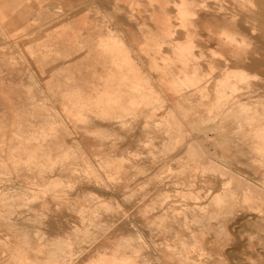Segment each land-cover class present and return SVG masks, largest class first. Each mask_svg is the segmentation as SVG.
Returning a JSON list of instances; mask_svg holds the SVG:
<instances>
[{"label": "rangeland", "instance_id": "rangeland-1", "mask_svg": "<svg viewBox=\"0 0 264 264\" xmlns=\"http://www.w3.org/2000/svg\"><path fill=\"white\" fill-rule=\"evenodd\" d=\"M182 6L191 8V14H183ZM0 7V194L23 193L22 186L33 187L29 194H40L27 203L16 198L10 221L0 215V264H33L15 251L18 238L11 229L26 230L35 248V231L52 242L85 225L98 238L82 236L73 246L71 264L85 263L103 246L116 247L121 236L136 228L144 231L147 243L141 252L150 254V264H174L161 252L166 238L150 232L158 213L151 206L176 209L179 222L178 211L182 206L185 211L189 202L200 209L202 219L207 209L220 206L214 213L218 220H210L218 225L224 204H212L205 179L210 174L230 176L222 186L230 189L239 179L233 169L249 177L253 169L254 177L259 176L257 182H246V191L253 195L244 200L247 208L232 196L238 210L236 216H226L224 224L233 238L218 239L217 231L199 229L196 244L188 245L192 249L185 243L179 246L194 264H264V230L259 231L262 239L256 237L255 225L241 219L248 213L264 221V149H253V143L249 149L251 140L262 143L255 132L264 124V0H0ZM108 32L120 36L124 48L121 39L106 37ZM117 50L130 58L122 67ZM79 54L85 55L87 79L86 100L81 102L78 92L73 96L68 90L73 78L70 59ZM242 103L258 105V115L248 114ZM226 135L231 139L225 141L232 142L218 138ZM57 137L64 148L79 143L74 158H54L63 149L55 141H49L52 156L42 148L47 139ZM238 143L240 148L248 146L247 155L236 150L233 157L221 158ZM204 146L216 148L219 158ZM106 155L111 164L105 162ZM226 159L230 167L217 165L216 160ZM96 178L101 181H92ZM40 184H57L59 190H42ZM182 188L195 190L199 197L180 194ZM91 204L99 211V221L83 224L78 209ZM170 224L179 229L176 222ZM234 241L241 242L238 249ZM29 256L42 260L44 253L30 250Z\"/></svg>", "mask_w": 264, "mask_h": 264}, {"label": "crops", "instance_id": "crops-1", "mask_svg": "<svg viewBox=\"0 0 264 264\" xmlns=\"http://www.w3.org/2000/svg\"><path fill=\"white\" fill-rule=\"evenodd\" d=\"M3 11H4L3 8L0 7V13H3ZM106 37H110V38H114L115 37V38L121 39V41L123 43V48H124V45H125L124 44V40L120 36H117L116 34H113L112 32H108L107 35H106ZM119 55H120L119 58H122V57L124 58V59L122 58L124 61L121 60L122 61L121 63L122 64L127 63V61L129 60V58H127L126 55H122L121 56L120 53H119ZM116 57L117 56H114V59L115 60L117 59ZM126 58H127V61H125ZM70 60L72 61L69 64H70V71H73V78H72V81L68 84L69 85L68 86V90L70 91V94H72L73 96H75L76 95V92H78V96L79 97L77 98V100L79 102L85 101L86 100V87H87L85 55L84 54L75 55ZM121 63H120V66H122ZM76 71H78V74L76 73ZM148 84L151 86V83L150 82H148ZM153 87H154V89L156 91L155 86H153ZM73 100H76V98H74ZM184 101H187V100L185 99ZM177 106H180L182 109H186V107H183V104L182 103H177L176 107ZM228 133L226 132V134H228ZM225 137H229V140L231 139L230 138V135L229 136L226 135V136H222V138L221 137H218V138L221 139L222 141H225V139H224ZM100 139L101 140H104L105 138H104V136H100ZM49 141H55L54 144L56 145L57 148H61V147L63 148L62 151H60L59 153H55L54 154V158H59L60 160L63 159L64 161H65V159L74 158L75 155H76L75 149L79 147V143H76L74 146H68V147L64 148L63 147V139L61 137H57L56 140H54L52 138H49V139H47V141L45 143V146H42V148L43 149L44 148L48 149V152L50 153V156H52L53 153L50 152V148L51 147L49 146V143H50ZM225 142L228 143V142H232V141H225ZM251 143H253V142L250 141V143H249V149L252 148L250 146ZM253 144H255V143H253ZM237 145L238 146H236V144H234L233 146H236V147L233 148V149L227 148L228 152H231L233 154L232 151H236V150L239 151L240 150L241 152L239 151V154L242 153L241 155H243V156L247 155L246 152L248 150V146H246L245 148H242V147L240 148L239 147V143ZM247 145H248V142H247ZM204 147L206 149L210 150V151H214V156H216V159L219 158V156L217 155V152L215 151L216 148H213V149L211 148L210 149V148H207L206 146H204ZM254 148L255 147H253V149ZM231 153L229 155H223V157H221V158H228L227 156L232 157V154ZM33 154H35V153H33ZM109 158H110L109 155H106V161H105L106 163H109V161H108ZM246 161H247V159L244 158L243 164L245 166H246ZM216 163H217V165H219V164L222 163L221 165H223L224 167L225 166L230 167V165H231V161H228L227 159L224 160V162L223 161L222 162H219V161L216 160ZM109 164H111V163H109ZM60 166H61V164H60ZM234 167H235V165H234ZM230 169L231 168H228V170H230ZM93 170H94V172H96V169H93ZM58 171L63 172L62 169H58ZM230 171H232V169ZM233 171H234V173H236V176H238V178H239V179H235L236 181H234V183L232 185V187H234V188L230 187V189H227V188H223L222 187V185H223L222 183L228 182L230 176H229V178H222V177H220L217 174H214V175L213 174H210V175L207 176V178L208 177L209 178L208 179L207 178L205 179L206 182H207V184H208V187H209L210 191H212L210 198H212L214 196V194H216L217 192L218 193H221V194H223L225 192L224 193L225 195H223L224 201H225L224 204H226V201L228 200V198H229V201L227 203H229V205L230 204H233L232 205L233 207L231 206V209H230V206L228 205L229 206V212H232V210H233L232 213L227 212V214H226V212H224V210H227V209H223V212L226 215H228V213H229V217L230 216L233 217L237 213V210H238V209H235V206H234V205H236V203H235L236 202L235 201L236 199H233V201L230 202V200H232V195H233V197L235 195V198L236 197L237 198L240 197L238 203L239 202L242 203L244 201L243 200V198H244L243 196H244V194L246 192V189H245L246 182L247 181L252 182V183L253 182H257L258 181V178H259V176L254 177L255 172H254L253 169H250L248 171V174L250 175V177L248 175H243V172L240 169H238L237 172H236V169H233ZM42 172H47V171L42 170ZM96 180L101 181L100 178H96L95 180H92V181H96ZM179 181L180 182L181 181L184 182L186 180H178L177 182H179ZM216 183H218V188H216ZM95 186H97V185H95ZM39 187H41V184H40ZM39 187H38V189H39ZM30 188H33V187H25V186H22V187H19V190L24 191L23 193H14V194H7V195L6 194H0V205L2 204V206L4 207V209H1L0 208V215H3L4 216V219L10 221V219H11L10 215L14 212V210L12 209V207L15 204V199L16 198H19V199H16V200H20L19 203H22V202L23 203H27L29 201V199H28L29 197H32L33 196L34 198H37V197L40 196V194H29V193H27L26 191L29 190ZM41 188H43V190H49V189H51L53 191L54 190H59L58 189L59 186H57V184L50 185V187H41ZM230 192H231L232 195L230 194ZM182 193L184 195H188V196L191 195L192 196L193 194L196 195L197 192L195 190H192V189H183L182 188L180 190V194H182ZM225 196H226V198H225ZM93 203L95 204V202H93ZM94 204L85 205V206H83V208L78 209V212L80 214V217L79 218H80V221L83 224H91V223H96V222L99 221V216H98V212L99 211L96 209V206L94 207ZM187 205L189 206V208L185 207L186 210L187 209H188V211H189V209L191 211L194 210L192 208L195 205H193L192 202L187 203ZM243 205L246 207L245 204H243ZM151 209L152 210L153 209L158 210L157 211L158 213H157V216H156L155 220H153V222L155 221L157 223V226L154 227L153 229L150 228V232L152 230L151 234H153L154 232H157V233L162 234L166 238V241L164 243V247H163V249H161V252L163 253V251H164L163 254H166V260L169 261V260H172L173 259L172 261H174V264H194L192 262V261H194V258L191 257V255L185 254L182 250H179V244L180 243L182 244V243H185L186 242L187 245L191 244L193 246V243L196 244L197 231L199 229H201V226H202V229H204V230L206 229V231H209V230L211 231V229L213 231V229L216 226L218 227V225H215V226L213 224L211 225V221H209V219L208 220L207 219L206 220H204V219L201 220L200 217L198 216L199 213H198L197 210H194L192 212L189 211V212H186L185 213L184 211H182V210H184V207L180 208L179 211H178V213H180V210H181L182 211L181 213L183 215H185V217H187V218L183 219L184 216L181 214L182 215L181 218L184 220V221L181 220V222H182L181 223V222L177 221V216H178L177 213H176V215L174 213L176 211V209H172L170 206L167 207V206H165V204H162V205H159V206H153L152 205L151 208H150V210ZM172 210H174V211H172ZM208 211L210 212V210H208ZM209 212H208V217H209V215L212 217L214 215V213H215V211H213L214 213L212 212L213 215H211L212 213L211 212L209 213ZM196 213H198V214L196 215ZM224 213H223V216L222 217H223V219L225 221L226 220L225 219L226 216L224 215ZM230 214H233V215H230ZM247 214L248 213H245V215H243L242 217L245 218L249 223L255 225L256 229L258 228V232H256V235H257L256 237L260 236V238L262 239V237H261L262 235L261 234L259 235V233H260L259 231H261V230L259 229V226L258 225L256 226V224L258 222L255 219L249 218L250 216L248 217ZM162 215H164V216H162ZM171 215L173 217H171ZM188 215H191V216H188ZM195 215H196V217H195ZM167 216H168V219L169 220L167 219ZM160 217L161 218L163 217V218L161 219ZM164 217H166V218H164ZM197 217H199V219ZM32 219L35 220V221H38L39 220V217L35 216ZM159 219H161L164 223L161 221L160 222L161 225H158V224H160L158 222V221H160ZM186 219H188L189 221L186 220ZM237 219L238 218H233V220L235 222H238L239 219L238 220ZM195 220H196V222H195ZM171 221L172 222L175 221L177 223V225L179 227L178 230H176V228H174V226L170 224ZM197 221L198 222L200 221L199 223L201 224V226L200 225L198 226ZM203 221H204V223L206 221H209L210 224H209V222H206L207 223V224L205 223L206 226L203 227V225H204ZM224 221L220 223L221 225L219 224L222 227H218L223 232L222 235L225 234L222 237V240H225V239H227V240L230 239L231 240L233 237L231 235L229 236V235L226 234L227 233V230H226L227 227L224 224ZM190 222H193V224L195 222V224L193 225ZM9 225H11V224H9ZM207 225H208V227L210 226V228H208ZM212 226H214V228ZM83 227L84 228H82V227H76L65 238L58 239V240H54L52 242L45 241L43 239L42 235L39 234V232L35 231L34 232L35 233L34 235L38 238L37 239L38 240L37 241V246L35 248H32L30 246L29 240H28L29 239V233L26 230H17L16 228L15 229H11V232L13 233V235H15L18 238V241L13 244V247H15V251H17V252L20 253V256L29 259L33 264H71V263H69V259L71 260V256L73 255V248H74L73 246H74V244H78V240L82 236H84V237H93L95 239L98 238V236L96 235V231L95 230H90V227H88V225H85ZM223 227H225L226 229L223 230ZM122 228L123 227H120V228H118V230H121ZM218 228L217 229H214V233H215L216 230L220 231V229H218ZM81 229H83V230H81ZM106 230H107V228H104V230L102 231V233H105ZM181 230H185L186 234H181ZM225 230H226V233L224 232ZM102 233H99V235L102 234ZM143 234H144V231L139 230V229L136 228V229H134L133 232H130L127 237L121 236L120 237L121 239L118 242V245L116 247L109 248L108 246H103L102 248L97 249L96 252H95V254L92 255L91 257H89L85 261V263H83V264H137V263L138 264H150L149 260L152 259L151 256H150V254H148V253H142L141 252V247H143V245H145L147 243V241H146V239H145V237H144ZM138 235L140 237H142L141 240H143V241H141V242L139 241L140 238L137 237ZM215 236H216V233H215ZM218 236H220V234ZM224 237H225V239H224ZM178 239H179V241H177ZM125 241L127 242L128 245L126 243H123ZM252 243H253L252 241H249L248 245L251 246ZM1 244L3 246H7L8 245V241H2ZM140 244H142V245H140ZM173 244L176 245V248H177L176 251L174 250L175 249V246ZM233 244H234V247H233L234 249H238L239 248V245L240 244H239L238 241H236V242L234 241ZM121 245H123L122 247L124 249L121 247ZM126 246H129V248L126 247ZM167 246H168V249H167ZM170 246H172V247H170ZM116 248L121 249L120 251H123V250L124 251L121 252V254H120V251L118 249H116ZM132 248L136 249L137 251H135ZM170 248H171V250L173 252L171 250H169ZM30 250H34L37 253H44V258L42 260H39V258H37V257H34V258L30 257L29 256V251ZM107 250H109V251H107ZM180 251H182V252H180ZM118 252H119L120 255L118 254ZM180 253L181 254L183 253V255H181ZM130 254H131V257H130ZM134 255H137V256H134ZM128 257H130V258H128ZM157 258H156L157 260H162L163 259L161 256L160 257L158 256ZM138 260H139V262H138ZM144 261H145V263H144ZM166 264H169V263H166Z\"/></svg>", "mask_w": 264, "mask_h": 264}, {"label": "bare ground", "instance_id": "bare-ground-1", "mask_svg": "<svg viewBox=\"0 0 264 264\" xmlns=\"http://www.w3.org/2000/svg\"><path fill=\"white\" fill-rule=\"evenodd\" d=\"M181 9H182V13H183V14H189V13L191 14V8H186V7H183V6H182ZM194 10H195V9H194ZM194 16H195V15H194ZM214 18H215V17H214ZM217 19H218V18H217ZM214 20H215V19H214ZM231 22H232V21H231ZM217 23H218V22H217ZM222 24H223V26L225 25L224 22H223ZM220 25H221V24H220ZM221 26H222V25H221ZM233 27H235V24H234ZM221 28H223V27H221ZM235 28H236V27H235ZM224 31H225V30H224ZM159 32H160V31H159ZM188 32H189V31H188ZM188 32H187V33H188ZM225 33H226V32H225ZM229 33H230V32H229ZM189 34H190V33H189ZM215 34H216V33H215ZM166 35H167V34H166ZM233 35H234V34H233ZM189 36H190V35H189ZM214 36H215V35H214ZM226 36H227V35H226ZM215 38H216V37H215ZM229 38H230V39H228L229 42H232L233 45L236 44V43H235L236 41H235L234 38H231L230 36H229ZM116 41H117V40H116ZM216 41H217V40H216ZM191 42H192V41H191ZM202 42H203V41H202ZM208 42H209V41H208ZM249 42H250V41H249ZM215 43H216V42H215ZM217 43H218V42H217ZM226 43H227V42H226ZM232 43H231V44H232ZM219 44H220V42H219ZM222 44H223V43H222ZM115 45H116V43H115ZM193 45H194V44H193ZM118 46H119V45H116V47H118ZM225 46H226V45H225ZM236 46H237V45H236ZM236 46H235V47H236ZM114 47H115V46H114ZM116 47H115V48H116ZM219 47H220V46H219ZM233 47H234V46H233ZM176 48H177V47H176ZM237 48H239V47L237 46ZM121 49H122V48H121ZM217 49H218V48H217ZM241 49H242V48H241ZM117 51H119V53H121L120 51H123V50H117ZM177 51H178V50H177ZM245 51H246V50H245ZM220 52H221V51H220ZM240 52H241V51H240ZM126 53H127V52H126ZM126 53H125V54H126ZM177 53H178V52H177ZM185 53H187V55H188V52H185ZM123 54H124V53H123ZM217 54H218V53H217ZM217 54H216V55H217ZM179 55H180V54H179ZM255 55H256V54H255ZM116 56H118V55H116ZM121 56H122V55H121ZM126 57L128 58V55H126ZM129 57H130V56H129ZM182 57H184V56H182ZM189 57H190V56H189ZM116 58H117V57H116ZM118 58H119V57H118ZM122 58H123V57H122ZM122 58H121V60L124 61V60H123L124 58H123V59H122ZM127 58H126L125 61H127ZM236 58H237V57H236ZM113 59H114V57H113ZM129 59H130V58H129ZM186 59H188V57H187ZM237 59H240V58H237ZM189 60H191V59H189ZM116 61H117V60H116ZM118 61H119V60H118ZM118 61H117V62H118ZM122 61H121V62H122ZM121 62L119 61V63H121ZM240 63H241V62H240ZM121 64H122V63H121ZM131 64H132V63H131ZM193 64H194V63H193ZM118 65H120V64H118ZM125 65H126V64H125ZM125 65H124V66H125ZM189 65H190V63H189ZM189 65H188V66H189ZM122 66H123V64H122ZM122 66H120V67H122ZM135 66H136V65H135ZM126 67H127V66H126ZM193 67H194V65H193ZM196 67H197V69H199L198 66H196ZM196 67H195V70H196ZM134 68H135V67H134ZM128 69H129V68H128ZM183 69H184V68H183ZM225 69H226V68H225ZM189 70H190V69H189ZM127 71H128V70H127ZM133 71H134V70H133ZM135 71L137 72V70H135ZM187 71H188V70H187ZM187 71H186V72H187ZM192 71H193V70H192ZM224 71H225V70H224ZM198 72H199V71H198ZM235 72H236V70L234 71V73H235ZM237 72H238V71H237ZM242 72H243V69H242ZM194 73H195V72H194ZM238 73H240V72H238ZM244 73H245V72H244ZM138 74H142V73L138 72ZM188 74H189V73H188ZM230 74L233 75V72L230 73ZM128 75H129V74H128ZM180 75H181V73H180ZM184 75H185V74H184ZM184 75H183V76H184ZM198 75H199V73H198ZM239 75L241 76V74H239ZM242 75H243V74H242ZM181 76H182V75H181ZM233 76H234V75H233ZM251 76H252V75H251ZM231 77H232V76H231ZM241 77H242V76H241ZM185 78H186V77H185ZM185 78H184V79H185ZM234 78H235V76H234ZM234 78H233V79H234ZM251 78H252V77H251ZM253 78H254V77H253ZM124 79H125V78H124ZM176 79H178V77H176ZM187 79H188V78H187ZM128 80H129V78H128ZM137 80H138V78H137ZM143 80H144V79H143ZM167 80H168V79H167ZM172 80H173V79H172ZM180 80H181V79H179V81H180ZM132 81H133V79H132ZM168 81H169V80H168ZM181 81H182V80H181ZM183 81H184V80H183ZM189 81H190V80H189ZM196 81L198 82L199 79H198V80L196 79ZM196 81H194V82H196ZM201 81H202V80H201ZM228 81H229V79H228ZM235 81H236V80H235ZM238 81H239V80H238ZM244 81H247V80L245 79ZM140 82H141V80H140ZM171 82H172V81H171ZM184 82H185V81H184ZM190 82H191V81H190ZM194 82H193V83H194ZM132 83H133V82H132ZM132 83H131V84H132ZM168 83H169V82H168ZM187 83H188V80H187ZM193 83H192V84H193ZM244 83H245V82H244ZM135 84H136V86H137V85H138V82L135 83ZM141 84H142V83H141ZM173 84H174V83H173ZM182 84H183V83H182ZM182 84H181V86H183ZM118 85H119V83H118ZM171 85H172V83H171ZM184 85H185V84H184ZM221 85H222V83L220 84V86H221ZM136 86H135V87H136ZM174 86H175V85H174ZM174 86H173V87H174ZM189 86H190V84H189ZM216 86H218V85H216ZM220 86H219V87H220ZM223 86H224V85H223ZM229 86H230V85H229ZM234 86L236 87L237 85L235 84ZM137 87H138V86H137ZM137 87H136V88H137ZM177 87H178V85H177ZM183 87H184V86H183ZM183 87H181V88H183ZM219 87H218V88H219ZM225 87H226V86H224L223 88H225ZM144 88H145V87H144ZM215 88H216V87H215ZM221 88H222V86H221ZM230 88H231V87H230ZM237 88H238V87H237ZM239 88H240V87H239ZM248 88H249V87H248ZM142 89H143V88H142ZM174 89H175V87H174ZM176 89H178V88H176ZM176 89H175V90H176ZM183 89H184V88H183ZM219 89H220V88H219ZM231 89H232V88H231ZM249 89H250V88H249ZM249 89H247V90H249ZM145 90H146V89H145ZM147 90H148V89H147ZM147 90H146V92H147ZM202 90H203V89H202ZM213 90H214V89H213ZM135 91H136V90H135ZM143 91H144V90H143ZM182 91H183V90H182ZM196 91H197V90H196ZM198 91H199V90H198ZM200 91H201V90H200ZM203 91H205V90H203ZM203 91H202V94H203ZM223 91H224V90H223ZM227 91H228V90H227ZM233 91H234V90H233ZM233 91H232V92H233ZM237 91H238V90H236V92H237ZM217 92H218V91H217ZM229 92H230V91H229ZM256 92H257V91H256ZM110 93H111V92H110ZM117 93H118V92H117ZM154 93H155V91H154ZM174 93H176V92H174ZM233 93H234V92H233ZM249 93H250V92H249ZM251 93H252V92H251ZM253 93H255V92H253ZM107 94H108V93H107ZM151 94H152V93H151ZM256 94H257V93H256ZM117 95H118V94H117ZM248 95H249V94H247V96H248ZM251 95H252V94H251ZM263 96H264V95H263ZM110 97H111V96H110ZM141 97H142V96H141ZM145 97H146V96H145ZM145 97H144V98H145ZM254 97H255V95H254ZM260 97H261V96H260ZM220 98H221V96H220ZM224 98H225V97H223V99H224ZM203 99H204V98H203ZM250 99H251V98H250ZM252 99H254V98H252ZM252 99H251V100H252ZM227 100H228V99H227ZM254 100H255V99H254ZM256 100H257V98H256ZM263 100H264V99H263ZM236 101H238V100L236 99ZM260 101H261V99H259V104H260ZM111 102H112V101H111ZM113 102H114V100H113ZM118 102H119V101H118ZM206 102H207V101H206ZM220 102H221V101H220ZM242 102H245V101H242ZM247 102H248V101H247ZM247 102H246V103H247ZM109 103H110V101H109ZM201 103H202V102H201ZM233 103H234V102H233ZM249 103H250V101H249ZM251 103H252V102H251ZM257 103H258V102H257ZM106 104H107V102H106ZM135 104H136V103H135ZM139 104H141V103H139ZM221 104H222V103H221ZM237 104H240L239 101H238V103H236V106H237ZM242 104H243V103H242ZM202 105H203V104H202ZM243 105H244L245 107H247V109H246L245 107H244V108L248 111V114H250L251 116H254V117H256V115H258V114H257V112H258L257 106H258V105H256V104H253V105L243 104ZM243 105H242V106H243ZM106 106H107V105H106ZM233 106H234V104H233ZM236 106H234V108H235ZM239 106H240V105H239ZM260 106H261V105H260ZM260 106H259V107H260ZM259 107H258V108H259ZM237 108H238V107H237ZM260 108H261V107H260ZM263 108H264V107H262V109H263ZM117 109H118V108H117ZM119 109H120V107H119ZM229 109H230V108H229ZM240 109H241V108H240ZM262 109H260V111H262ZM120 110H121V109H120ZM231 110H232V112L234 111V110L232 109V106H231L230 112H231ZM241 111H242V110H241ZM243 111H244V109H243ZM243 111H242V112H243ZM263 111H264V109H263ZM263 111H262V112H263ZM245 112H246V111H245ZM262 112H261V113H262ZM228 113H229V111H228ZM243 113H244V112H243ZM231 114H232V113H231ZM259 114H260V113H259ZM263 115H264V114H262V116H263ZM232 116H233V114H232ZM247 116H248V115H247ZM262 116L259 115V118L262 117ZM257 117H258V116H257ZM248 118H249V117H248ZM259 118H258V119H259ZM125 119H126V118H125ZM135 119H136V118H135ZM237 119H238V118H237ZM237 119H236V120H237ZM254 119H255V118H254ZM258 119H257V120H258ZM238 121H239V123H241L240 120H238ZM245 121H246V120H245ZM262 121H263V118H262ZM125 122H126V121H125ZM250 122H251V121H250ZM121 123H122V122H121ZM244 123H245V122H244ZM253 123H254V120H253V122H252V125H253ZM255 123H256V121H255ZM123 124H124V123H123ZM123 124H122V125H123ZM234 124H236V123H234ZM241 125H242V124H241ZM241 125H240V127H241ZM247 125H248V124H247ZM256 125H258V124H256ZM260 125H261V124H260ZM254 126H255V124H254ZM262 126H263V127H262L261 129H259V130H257V129H252V131H253V130H257V131L255 132V135H256V137H257L256 139H257V140L260 139V141L262 142V143H260V142H258V141H252V140H251L253 143H255V144H253V147H254V145H255V149H257L256 147H259L260 145H261V146L263 147V149H264V143H263V142H264V140H263V139H264V124H262ZM105 127H106V126H105ZM238 127H239V125H238ZM249 127H250V126H249ZM252 127H253V126H252ZM252 127H250V130H251ZM257 127H258V126H257ZM257 127H256V128H257ZM242 128H243V126H242ZM260 130H262V132H261ZM253 132H254V131H253ZM260 132H261V133H260ZM236 133H237V132H236ZM227 138H228V137H227ZM256 139H255V140H256ZM261 139H262V140H261ZM180 140H181V139H180ZM227 140H228V139H227ZM182 141H183V140H182ZM248 142H249V141H248ZM259 148H260V147H259ZM261 150H262V148H261ZM239 151H240V150H239ZM239 151H237V152H239ZM263 151H264V150H263ZM240 152H241V151H240ZM255 153H257V151H256V152L254 151V154H255ZM231 154H232V153H231ZM241 154H242V153H241ZM244 154H245V153H244ZM257 154H258V153H257ZM257 154H255V155H257ZM263 155H264V153H263ZM233 156H234V155H233ZM233 156H232V157H233ZM248 156H249V155H248ZM253 157H254V155H253ZM253 157H252V158H253ZM262 157H263V156H262ZM254 161H255V160H254ZM262 161H263V160H262ZM258 162H259V161H258ZM263 162H264V161H263ZM255 163H256V161H255ZM260 164H261V163H260ZM260 164H259V165H260ZM261 166H264V165L262 164V165H260V167H261ZM186 168H187V166H186ZM258 169H259V166H258ZM262 169H263V168H262ZM262 173H263V172H262ZM262 173H261V175H263ZM171 174H172V173H171ZM263 176H264V175H263ZM263 178H264V177H263ZM189 184H190V183H189ZM222 184H223V183H222ZM224 184H225V183H224ZM191 185H192V184H191ZM229 185H230V184H229ZM222 186H224V185H222ZM246 186H247V185H246ZM189 187H191V186H189ZM224 187H225V186H224ZM231 187H232V186H231ZM221 188H222V187H221ZM232 188H234V187H232ZM41 189L43 190V188H41ZM245 189H246V187H245ZM251 189H252V188H251ZM236 191H237V190H236ZM184 192H185V191H184ZM224 193H225V192H224ZM224 193L221 194V193H218V192H217L216 194H214V196L210 199V200H213V201H211L212 204L214 203V204L216 205V207H217L218 204H219V205L224 204V203H225V201H224V197H223V195H225ZM176 194H177V193H176ZM182 194H183V193H182ZM230 194H231V192H230ZM230 194H229V195H230ZM229 195H228V196H229ZM231 195H232V194H231ZM183 196H184V195H183ZM187 196H188V195H187ZM204 196H205V195H204ZM228 196H227V197H228ZM232 196H233V195H232ZM242 196H243V195H242ZM242 196H241V197H242ZM249 196L252 197L253 195H252V194H249V191L247 190V191L245 192L244 196H243V197H244L243 200H248ZM184 197H185V196H184ZM189 197H193V198H194V197H197V198H198L199 196H198V193H197L196 195H195V194H193L192 196L189 195ZM229 197H230V196H229ZM234 197H235V195H234ZM164 198H165V197H164ZM225 198H226V196H225ZM239 198H240V197H238V199H239ZM262 198H263V199L260 201V203H263V202H264V197H262ZM189 199H191V198H189ZM258 199H259V198H258ZM160 200H161V199H160ZM201 200H202V199H201ZM203 200H204V199H203ZM163 201H164V200H163ZM163 201H161L160 203H162ZM187 201H188V200H187ZM189 201H190V200H189ZM228 201H229V198H228V200L226 201V204H224L223 207L221 208V209H227V210H224V212H226V214H227V212H229V206H230V209H231V206L233 205V204H230V205H229V203H227ZM231 201H233V198H232V200H230V202H231ZM209 202H210V201H209ZM209 202H208V204H209ZM243 202H244V201H243ZM243 202H242V203H243ZM245 202H246V201H245ZM245 202H244L243 204H245ZM247 202H248V201H247ZM155 203H156V202H154V204H155ZM239 203H240L241 205H243L241 202H239ZM234 204H235V203H234ZM240 204H239V205H240ZM257 204H258V203H257ZM156 205H157V204H156ZM159 205H160V204H159ZM183 205H186V204H183ZM205 205H206V204H205ZM215 205H213V206H215ZM228 205H229V206H228ZM236 205H237V204H236ZM236 205H234V206H236ZM245 205H246V204H245ZM250 205H251V204H250ZM258 205H259V204H258ZM260 205H261V204H260ZM260 205H259V206H260ZM263 205H264V204H262V206H263ZM179 206H180V205H179ZM208 206L210 207V205H208ZM208 206H207V208H208ZM259 206H258V207H259ZM182 207H183V206H182ZM182 207H181V208H182ZM185 207L189 208L188 205L185 206ZM201 207H202V206H201ZM232 207H233V206H232ZM195 208H196V207L194 206L192 209H194V210H197V209H198V208H196V209H195ZM199 208H200V207H199ZM205 208H206V207H205ZM211 208H212V207H210L209 209H207V212H209L208 210H210V212H211V211L213 210L214 207H213L212 209H211ZM219 208H220V206H219ZM219 208H216V209L219 210ZM238 208H239V206H238ZM246 208H247V206H246ZM253 208H254V207H253ZM255 208H256V207H255ZM255 208H254V210H255ZM201 209H202V208H201ZM216 209L213 210V211L217 212ZM235 209H236V208H235ZM263 209H264V208H263ZM263 209H259V211H260V210H263ZM151 210H152V209H151ZM185 210H186V209H185ZM194 210H192V211H194ZM198 210L200 211V209H198ZM198 210H197V211H198ZM240 210H241V209H240ZM251 210H252V209H251ZM189 211H191V210L189 209ZM189 211H188V209H187V210L184 211V212L186 213V212H189ZM192 211H191V212H192ZM213 211H212V212H213ZM259 211H258V213H259ZM181 212H182V211L180 210V213H181ZM184 212H183V213H184ZM202 212H203V209H202ZM205 212H206V211H205ZM207 212H206V213H207ZM210 212H209V213H210ZM212 212H211V213H212ZM222 212H223V210H222ZM224 212H223V213H224ZM232 212H233V210H232ZM232 212H229V213H232ZM253 212H254V211H253ZM203 213H204V212H203ZM213 213H214V212H213ZM213 213H212L211 215H213ZM219 213H220V212H219ZM223 213H222V214H223ZM229 213H228V215H226V214L224 213V215H225V216H229ZM255 213H256V212H255ZM263 213H264V211H263ZM188 214H189V213H188ZM191 214H192V213H191ZM193 214H194V213H193ZM197 214H198V213H196V215H197ZM200 214H201V213H200ZM200 214H199V215H200ZM217 214H218V213H217ZM217 214H216V215H217ZM220 214H221V213H220ZM240 214H241V213H240ZM250 214H251V213H250ZM250 214H249V215H250ZM256 214H257V213H256ZM182 215H183V214H182ZM196 215H195V217H196ZM199 215H198V216H199ZM204 215H205V216H204L205 218H203L204 220H206V219L208 220V219H209V221H210V219L213 218V217H211L210 215H209V217H208V213H207V214H204ZM230 215H233V214H230ZM243 215H244V214H243ZM259 215H260V214H259ZM263 215H264V214H263ZM162 216H164V215H162ZM165 216H166V215H165ZM183 216H184V215H183ZM188 216H191V215H188ZM192 216H193V215H192ZM213 216H214V215H213ZM222 216H223V215H222ZM235 216H236V215H235ZM247 216H248V215H247ZM253 216H254V215H253ZM171 217H173V216L171 215ZM199 217H200V216H199ZM199 217H197V218L199 219ZM218 217H219V214H218L217 216H214V218H217V220H218ZM220 217H221V216H220ZM251 217H252V216H251ZM251 217H250V218H251ZM257 217H258V216H257ZM257 217H256V219H257ZM160 218H161V217H160ZM162 218H163V217H162ZM162 218H161V219H162ZM164 218H166V217H164ZM185 218H187V217L184 216L183 219H185ZM188 218H189V217H188ZM200 218H201V217H200ZM247 218H248V217H247ZM258 218H259V217H258ZM161 219H159V220H160V221H158L159 223L162 221ZM167 219H168V216H167ZM183 219H181V220L184 221ZM203 219L201 218V220H203ZM222 219H223V218H222ZM241 219H243V217H242ZM259 219H261V218H259ZM259 219H258V221H259ZM164 220H165V219H164ZM168 220H169V219H168ZM186 220H188V219H186ZM186 220H185V221H186ZM201 220H200V221H201ZM237 220H238V219H237ZM262 220H264V218H262L261 221H262ZM165 221H166V220H165ZM172 221H173V220H172ZM188 221H189V220H188ZM192 221H193V220H192ZM200 221H199V222H200ZM209 221H206V222H209ZM223 221H224V219H223V220H220V222H223ZM162 222H163V221H162ZM174 222H175V221H174ZM195 222H196V220H195ZM195 222H194V224H195ZM199 222L197 221L198 226H199V225L201 226V224H200ZM201 222H202V221H201ZM206 222H205V223H206ZM163 223H164V222H163ZM163 223H162V224H163ZM168 223H169V222H168ZM181 223H182V222H181ZM186 223H187V222H186ZM190 223H191V222H190ZM190 223H189V224H190ZM203 223H204V221H203ZM205 223H204L203 227L206 226ZM235 223H236V222H235ZM254 223H255V222H254ZM192 224H193V222H192ZM194 224H193V225H194ZM206 224H207V223H206ZM209 224H210V222H209ZM215 224H216V223H215ZM219 224H220V223H219ZM219 224H218V227H222V226H220L221 224H220V225H219ZM158 225H161V223L158 224ZM211 225H212V224H211ZM237 225H238V224H237ZM257 225L259 226V229H260L261 231L264 230V221H263V222H260V221H259V222L256 224V226H257ZM164 226H165V225H164ZM214 226H215V225H214ZM214 226H212V227L214 228ZM196 227H197V226H196ZM207 227H208V225H207ZM207 227H206V228H207ZM212 227H211V228H212ZM218 227L216 226L214 229H217ZM232 227H233V226H232ZM158 228H159V227H158ZM208 228H210V226H209ZM152 229H153V228H152ZM160 229H161V228H160ZM201 229H202V226H201ZM214 229H213V231H214ZM218 229H220V228H218ZM224 229H226V228L223 227V230H224ZM202 230H203V232L205 233L206 229H205V231H204V229H202ZM202 230H200V231H201V233L203 234ZM226 230H228V229H226ZM226 230L224 231L225 233H226ZM257 230H258V228H257ZM211 231H212V229H211ZM216 231H217L216 233L219 232V234H220V236H221V237H218V239H219V238L222 239V237H223L225 234L222 235L223 232L221 231V229H220V231H218V230H216ZM230 231H231V230H230ZM151 232H152V230H151ZM198 232H199V231H198ZM207 232H210V230L207 231ZM261 233H262V232H261ZM261 233H259V235H260ZM202 234H201V235H202ZM219 234H218V235H219ZM226 234L229 235L228 231H227ZM257 234H258V233H257ZM198 235H199V234H198ZM216 235H217V234H216ZM218 235H217V236H218ZM214 236H215V235H214ZM137 237L140 238V240H139L140 242L143 241V240H141L142 237H140L139 235H138ZM183 237H184V236H183ZM225 237H226V236H225ZM225 237H224V239H225ZM228 237H229V236H228ZM181 238H182V237H181ZM200 238H201V236H200ZM226 238H227V237H226ZM167 239H168V238H167ZM198 239H199V238H198ZM201 239H203V238H201ZM201 239H200V241H201ZM235 239H236V238H235ZM137 240H138V239H137ZM173 240H174V239H173ZM173 240H172V241H173ZM180 240H181V239H180ZM225 240H227V239H225ZM139 241H138V242H139ZM175 241H176V240H175ZM175 241H174V242H175ZM177 241H179V239H178ZM181 242H182V241H181ZM198 242H199V241H198ZM235 242H236V241H235ZM121 243H122V242H121ZM123 243H126V244H127L126 241L123 242ZM128 243H129V242H128ZM131 243H132V242H131ZM142 243H143V242H142ZM167 243H168V242H167ZM190 243H191V242H190ZM240 243H241V242H240ZM240 243H239V244H240ZM138 244H139V243H138ZM176 244H177V243H176ZM185 244H186V242H185ZM193 244H194V243H193ZM127 245H128V244H127ZM140 245H142V244H140ZM173 245H174V244H173ZM182 245H183V244H181L180 246H182ZM186 245H187V244H186ZM186 245H184V246L187 248L188 245H187V246H186ZM189 245H191V244H189ZM202 245H203V244H202ZM218 245H219V244H218ZM122 246H123V245H121V247H122ZM174 246H175V249H174V248H173V249L176 251V249H177V248H176V245H174ZM180 246H179V250H182ZM191 246H192V245H191ZM249 246H250V245H249ZM124 247H125V246H124ZM126 247L129 248V246H126ZM170 247H172V246H170ZM185 247H184V248H185ZM188 247H189V246H188ZM222 247H223V246H222ZM122 248H123V247H122ZM182 248H183V247H182ZM189 248H190V247H189ZM215 248H216V247H215ZM252 248H253V247H252ZM116 249H118V248H116ZM123 249H124V248H123ZM132 249H134V248H132ZM167 249H168V246H167ZM167 249H166V250H167ZM190 249H192V248H190ZM190 249H188L189 252H190ZM118 250L120 251L121 249H118ZM126 250H127V249H126ZM134 250L137 251L136 249H134ZM134 250H133V251H134ZM169 250H171V248H170ZM185 250H186V249H185ZM199 250H201V249L199 248ZM232 250H233V249H232ZM254 250H255V249H254ZM123 251H124V250H123ZM123 251H120V254H121V252H123ZM171 251H172V250H171ZM182 251H183V250H182ZM182 251H180V252H182ZM191 251H192V250H191ZM128 252H129V251H128ZM138 252H139V251H138ZM172 252H173V251H172ZM187 252H188V251L186 250L185 253H187ZM126 253H127V252H126ZM163 253H164V251H163ZM113 254H114V253H113ZM118 254H119V252H118ZM120 254H119V255H120ZM180 254H181V253H180ZM242 254H243V253H242ZM124 255H125V254H124ZM137 255H138V254H137ZM137 255H134V256H137ZM181 255H183V253H182ZM189 255H190V254H189ZM114 256H115V255H114ZM128 256H129V255H128ZM177 256H178V255H177ZM177 256H176V257H177ZM186 256H187V255H186ZM258 256H259V255H258ZM98 257H99V256H98ZM116 257H117V256H116ZM130 257H131V254H130ZM130 257H128V258H130ZM169 257H170V256H169ZM172 257H173V256H172ZM140 258H141V257H140ZM142 258H143V257H142ZM149 259H150V258H149ZM171 259H172V258H171ZM172 260H173V259H172ZM179 260H180V259H179ZM195 260H196V259H195ZM136 261H137V260H136ZM140 261H141V260H140ZM134 262H135V261H134ZM138 262H139V260H138ZM141 262H142V261H141ZM146 262H147V261H146ZM149 262H150V260H149ZM149 262H148V263H149ZM179 262H180V261H179ZM144 263H145V261H144ZM185 263H186V262H185ZM137 264H138V263H137Z\"/></svg>", "mask_w": 264, "mask_h": 264}]
</instances>
